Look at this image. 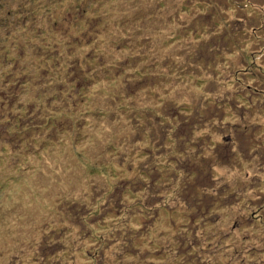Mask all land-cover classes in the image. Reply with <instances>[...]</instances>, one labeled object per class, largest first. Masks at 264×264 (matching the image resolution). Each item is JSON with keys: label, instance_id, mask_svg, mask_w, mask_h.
<instances>
[{"label": "rangeland", "instance_id": "obj_1", "mask_svg": "<svg viewBox=\"0 0 264 264\" xmlns=\"http://www.w3.org/2000/svg\"><path fill=\"white\" fill-rule=\"evenodd\" d=\"M0 264H264V0H0Z\"/></svg>", "mask_w": 264, "mask_h": 264}]
</instances>
